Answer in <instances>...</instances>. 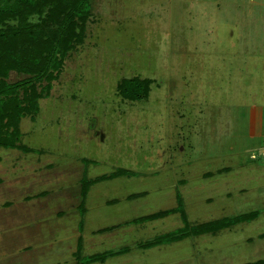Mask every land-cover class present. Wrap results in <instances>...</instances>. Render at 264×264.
<instances>
[{"label": "rangeland", "instance_id": "rangeland-1", "mask_svg": "<svg viewBox=\"0 0 264 264\" xmlns=\"http://www.w3.org/2000/svg\"><path fill=\"white\" fill-rule=\"evenodd\" d=\"M250 1L91 0L82 42L39 110L20 121L18 144L31 150L0 145V264H80L81 253L116 241L136 243L135 256L158 264H264V147L254 146L264 138L236 134L230 117L232 104L262 95L264 71L254 59H234L239 49H221L233 31L242 53L248 43L264 48V0L253 14L244 8ZM48 10L26 27L60 29ZM24 26L10 18L0 30ZM243 64L256 68L250 89L254 73L236 71ZM31 77L12 70L6 82ZM134 77L153 80L147 98L121 95V82ZM34 81L39 92L47 84ZM118 169L135 177L101 181L83 197L92 180ZM139 193L146 196L125 199ZM110 217L134 227L93 235ZM217 221L227 227L198 229ZM123 257L108 263H136Z\"/></svg>", "mask_w": 264, "mask_h": 264}, {"label": "trees", "instance_id": "trees-1", "mask_svg": "<svg viewBox=\"0 0 264 264\" xmlns=\"http://www.w3.org/2000/svg\"><path fill=\"white\" fill-rule=\"evenodd\" d=\"M0 7V24L10 18H18L24 30L8 34L0 30V145L7 148H23L18 144L21 132L20 121L29 113L39 110L40 98L48 97L55 81L62 71L67 53L73 49L75 43L82 42L86 22L91 17V0H18L15 8L8 3ZM49 8L48 21L60 23L58 30L46 33V29L35 25V28L26 27L28 17L41 14ZM6 33V34H5ZM16 70L23 74H31V78L15 84H8L6 78L10 71ZM34 80L47 84L39 92ZM153 80L134 77L124 79L120 86L121 95L130 101H139L149 96ZM23 89V98L19 91ZM30 90V91H29ZM11 129V133L8 130ZM24 150H31L23 148ZM134 173L126 169H118L115 173L92 180L83 189L86 198L91 186L97 182L122 176H133ZM137 195L131 196V198ZM84 213V212H83ZM254 214L243 216L244 221H249ZM151 219L149 217L141 220ZM241 220V219H240ZM228 222H209L200 225L198 229L209 232L221 227H227ZM221 224V225H220ZM202 226V227H201ZM108 229V228H107ZM103 229L100 233L107 231ZM158 242V241H156ZM153 244H157V243ZM169 242V241H167ZM82 249V238L79 240V250ZM124 250V249H123ZM126 251L129 249L126 248ZM123 251L102 252L84 257L82 253L78 259L80 264L105 261L117 256Z\"/></svg>", "mask_w": 264, "mask_h": 264}, {"label": "crops", "instance_id": "crops-1", "mask_svg": "<svg viewBox=\"0 0 264 264\" xmlns=\"http://www.w3.org/2000/svg\"><path fill=\"white\" fill-rule=\"evenodd\" d=\"M260 2H261V0H251L250 1V5H245V4H243V5H245L244 8H250V11H249L248 14H250V13L253 14V12H252L253 7L255 5L256 6L260 5ZM248 17H250V18H248ZM248 17H247V19H249V20L250 19H254V20L257 19V18L255 19V16H252V15H250ZM221 38L223 40V42L221 43V45H222L221 49L223 51H225V53H226L227 49L232 51V52L235 49H239L237 52H235L233 54L234 57H235L234 59H236L238 57H248V58H251L252 60L254 59V62L257 64V68L259 70L257 72L264 71V54L261 53V51L264 48H263V46L261 44H259L258 42L256 43V45H254V43H248V45H245L244 53H242L241 48L244 47V44H243V36L241 34L240 35L239 34L236 35L234 33V31L231 32V34H228L229 40H232V41H226V37H224V36L221 37ZM221 53L223 54L222 51H221ZM240 55H245V56H240ZM227 57L230 58V60H228V61H229V64H231L232 55H229ZM246 64H243V67H238L237 66L236 67V71L245 69V70L249 71L250 73H254L255 72L254 70L256 68L254 69L252 67V65H247V67H246ZM255 78H256V74L254 73L249 79L250 82L247 83L245 86L248 87L249 89L252 88V85H253L252 84L253 83L252 79H255ZM233 105H235V106H233ZM231 106H233V107H231L232 111H231L230 117L233 119V126H234V130L237 132L236 134L239 133L241 135H244L248 139L264 138V90H263L262 95H258V93H256V95H254V96H246L245 98L242 99V101L240 103H235V104H232ZM254 146H256V147H258V146L259 147H264V141H256L254 143ZM123 177L132 178V177H135V175L130 176V177L122 176V177H116V178H123ZM107 180H111V179H107ZM97 183H99V182H97ZM88 194H89V192H88ZM141 194H144V193H141ZM141 194L139 193V194H137L136 197L131 198V196L135 195V194H132L131 196H128L125 199H127V200H135L136 198H140V197L146 196V194L145 195H141ZM117 200L120 201V199H117ZM106 203L108 205H113V203H110L109 201L106 202ZM87 214L88 213L85 210V214H84V223L85 224H86L85 215H87ZM140 216H143V215H140ZM109 220H112L113 223L109 222L107 227L102 226V227L98 228L97 230L92 231L93 235L96 234V232L98 231V235H102V234H106L107 235V234H110V233H112V234L114 233L112 235V236H114L117 233H120L121 232V228H123V227H129V226L134 227V225L129 224V222L133 221L134 219L125 220V221H121L120 222V220H114V218L110 217ZM100 221L101 220H99V222ZM83 228H85V225L83 226ZM103 229H107V231L100 233L99 231H101ZM110 236H111V234H110ZM81 238H82V236H81ZM107 239H110V238H108V235H107ZM82 241H83V244H84V238H82ZM134 245H133V243H128L127 241L119 242V243H118V241H116L114 244L111 243V242L109 244H106V248L107 249L102 250L103 252H109V251H112V252L123 251V252L121 254L117 255V256H113V257H110V258L106 259L104 264H110V262L108 263L109 260L113 261L114 259H117L120 256H124L121 259L122 261L125 260V258H129L131 261H135L136 262L134 264H158L157 262H160L162 260L161 258L159 260L156 258L157 260H155L153 263L150 262L149 261L150 255L147 254V252H146L147 255H145V256H142V257L140 255L135 256L136 252L134 251V248H132ZM126 248H128V249L130 248V249L128 251H124ZM96 253H98V252H96ZM139 254H141V252ZM170 258H172V257H170ZM186 263H190V262H186Z\"/></svg>", "mask_w": 264, "mask_h": 264}]
</instances>
